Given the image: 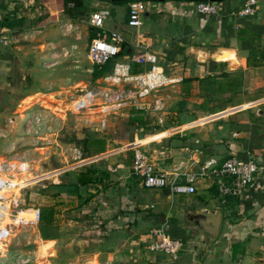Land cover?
<instances>
[{"label":"crops","instance_id":"crops-1","mask_svg":"<svg viewBox=\"0 0 264 264\" xmlns=\"http://www.w3.org/2000/svg\"><path fill=\"white\" fill-rule=\"evenodd\" d=\"M245 1L223 0L217 3L218 15L206 16L196 12L195 0H150L142 25L131 28L127 25L130 3L113 8L111 0H91L90 5L107 9L109 16L122 9L124 27L117 31L105 22L103 27L105 32L122 36V57L146 46L157 56L170 84L146 100L153 104L160 99L162 109L151 111L144 105L139 110L159 131L143 134L139 127V137L119 138L121 149L103 151L93 162L77 166L76 173L60 178L46 193L50 208L45 224L74 229L80 251L77 262L71 264H264V98H226L222 109L181 114L190 104L210 100L200 94L205 89L238 91L245 84L263 89L264 0H256L253 16L233 17L232 12ZM37 3L48 10V16H40L43 8ZM63 11V0H0V31L13 33L17 41L11 54V47L0 46V91H8L24 79V61L30 59L24 51L27 41L41 49L45 60L56 56H52V48H63L64 24L70 20ZM12 22L13 27H7ZM250 49L262 51V58L248 62ZM242 106L257 107L243 110ZM129 107L132 113L137 111ZM166 107L171 114L163 118ZM134 150L143 152L169 182L180 184H187L186 175L197 173L209 161L254 160L263 170L257 176L256 189L222 202L208 178L195 182L194 194L146 188L132 171ZM82 177L88 180L83 185ZM207 211L221 213L219 231L212 240L199 225L202 219L198 216ZM155 227L183 243L176 259L148 251L152 240L148 232ZM46 240L55 243L58 239L50 236Z\"/></svg>","mask_w":264,"mask_h":264},{"label":"rangeland","instance_id":"rangeland-1","mask_svg":"<svg viewBox=\"0 0 264 264\" xmlns=\"http://www.w3.org/2000/svg\"><path fill=\"white\" fill-rule=\"evenodd\" d=\"M85 2L89 6L85 16L64 24L66 39L63 48L51 49L52 56L57 57L45 60L40 55L41 49L36 50L34 43L27 41L24 51L30 59L24 61V79L8 91H0V161L5 170L9 169L6 174L14 173L23 188L21 193L27 197L26 207L39 208L41 212L37 228L18 230L9 236L0 264L76 263L80 250L74 229L61 224L47 226L42 219L50 208L46 193L57 185L60 178L76 173L77 166L93 162L103 151L121 149L119 138L127 136L131 140L140 135L139 127H130L126 123L128 114L132 113L129 106L104 108L102 98L94 96L98 89L108 87L111 81L103 80L110 72L97 79L98 82L92 80L93 65L88 59L92 27L88 20L90 14L100 8L90 5L91 0ZM110 4L113 8L120 6ZM41 8L40 16H48V10ZM121 12L122 9L109 16L105 24L117 31L124 27ZM260 78L264 84L263 73ZM262 88L250 89V85L245 84L238 91L205 89L200 94L210 96V100L190 104L182 109L181 114L222 109L226 98L239 101L264 98V85ZM172 94L169 91V95ZM164 110L163 118L171 114L170 108ZM70 180L72 178H68ZM50 236H57L58 240L55 243L46 240Z\"/></svg>","mask_w":264,"mask_h":264},{"label":"built area","instance_id":"built-area-1","mask_svg":"<svg viewBox=\"0 0 264 264\" xmlns=\"http://www.w3.org/2000/svg\"><path fill=\"white\" fill-rule=\"evenodd\" d=\"M146 1L150 0L132 1L129 4L128 27L139 28L142 25L141 16L147 7ZM69 7H72V4ZM256 7V0H246L243 7L231 15L251 17L256 13ZM195 10L206 16H216L219 12L217 3L209 0H195ZM109 15L107 9H101L91 13L88 20L92 28L99 30L88 46L89 61L95 66L114 61L110 74L103 79L111 81V84L102 90L98 89L94 96L99 95L102 98L104 108L131 106L142 110L145 105L151 111L162 109L160 99L156 98L153 104L146 101L155 98L160 90L170 84L163 68L159 66L157 56L149 52L146 46H140V51L119 58L118 53L124 42L122 36L116 32L103 31L104 22ZM13 43V33L0 31V46L11 47ZM136 67L141 70L135 71ZM8 170H5L0 161V259L6 251L9 236L18 230L37 228L41 220L39 208L26 207L27 197L21 193L23 188L19 186L14 173L6 174ZM262 170L263 167L254 160L228 158L220 164L209 161L200 166L197 173L186 175L187 184H180L169 182L165 173L157 172L149 158L140 150H134L132 164L133 173L143 180L146 188H169L171 194H194L195 182L208 178L222 202L228 198H241L256 189L257 176ZM148 234L152 238L148 245V251L151 253H161L176 259L183 250V243L171 238L161 227L151 228Z\"/></svg>","mask_w":264,"mask_h":264},{"label":"trees","instance_id":"trees-1","mask_svg":"<svg viewBox=\"0 0 264 264\" xmlns=\"http://www.w3.org/2000/svg\"><path fill=\"white\" fill-rule=\"evenodd\" d=\"M115 4H123V3H131L132 1H123V0H111ZM72 4V8H68L69 5ZM63 5H64V16L68 17L69 19L77 20L81 19L82 17L85 16L87 12V6L84 0H63ZM22 18L16 20V21H21ZM7 21V20H6ZM8 22V21H7ZM7 27L12 28L13 27V22L12 23H7ZM97 35V29L91 28L90 31V36L89 39L92 40L96 37ZM124 55L122 48L120 49L118 53V57L121 58ZM126 55H131V52H126ZM259 56L258 58L261 59L263 54L262 51L255 50V49H250L248 52V62L252 63L253 61L255 62V57ZM114 66V61H109L105 63L102 66H95L93 65L92 68V80H97L101 77H103L105 74L111 72ZM135 71H138L137 67L135 68ZM226 76V74H222ZM208 79V78H207ZM133 116L128 119V125L130 127H140L143 134H153L157 131L160 130L159 126H154L152 123V120L149 118H144V115L142 114L141 111H133ZM102 143V142H98ZM88 180L85 179V177H82L80 179V184H85ZM43 221H44V216H43ZM45 222V221H44ZM45 238V236H44Z\"/></svg>","mask_w":264,"mask_h":264},{"label":"water","instance_id":"water-1","mask_svg":"<svg viewBox=\"0 0 264 264\" xmlns=\"http://www.w3.org/2000/svg\"><path fill=\"white\" fill-rule=\"evenodd\" d=\"M123 1H138V0H123ZM214 3L222 2L223 0H209ZM264 163V161H263ZM206 215H199L198 217L202 219L199 223L201 226L202 233L210 240L214 239L219 231V226L221 222L220 211H207Z\"/></svg>","mask_w":264,"mask_h":264}]
</instances>
